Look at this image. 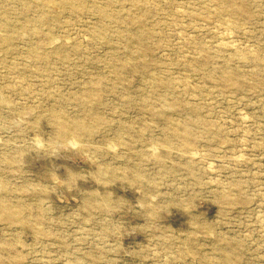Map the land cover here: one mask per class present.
<instances>
[{"label":"rangeland","instance_id":"374dc122","mask_svg":"<svg viewBox=\"0 0 264 264\" xmlns=\"http://www.w3.org/2000/svg\"><path fill=\"white\" fill-rule=\"evenodd\" d=\"M65 1L0 0V264H264V0Z\"/></svg>","mask_w":264,"mask_h":264},{"label":"bare ground","instance_id":"6f19581e","mask_svg":"<svg viewBox=\"0 0 264 264\" xmlns=\"http://www.w3.org/2000/svg\"><path fill=\"white\" fill-rule=\"evenodd\" d=\"M64 2L68 3V1H65V0H61L59 2H56L54 0H47L45 4L42 0H37L36 4L38 7L45 8L46 11H48L50 14H53L54 11H58V9H60L61 5H63ZM38 21L40 24H43L45 20L40 18ZM5 25H7L6 22L2 23L0 19V36H1L2 29L5 27ZM4 40L8 41L7 38H5Z\"/></svg>","mask_w":264,"mask_h":264}]
</instances>
